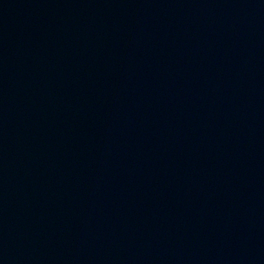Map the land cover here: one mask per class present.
Listing matches in <instances>:
<instances>
[{"label":"water","instance_id":"95a60500","mask_svg":"<svg viewBox=\"0 0 264 264\" xmlns=\"http://www.w3.org/2000/svg\"><path fill=\"white\" fill-rule=\"evenodd\" d=\"M0 264H264V0H0Z\"/></svg>","mask_w":264,"mask_h":264}]
</instances>
